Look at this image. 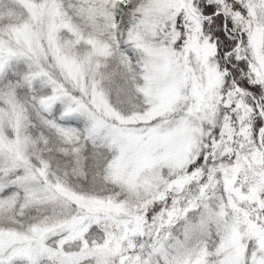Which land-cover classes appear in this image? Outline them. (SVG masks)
Listing matches in <instances>:
<instances>
[{"label":"snow or ice","instance_id":"obj_1","mask_svg":"<svg viewBox=\"0 0 264 264\" xmlns=\"http://www.w3.org/2000/svg\"><path fill=\"white\" fill-rule=\"evenodd\" d=\"M0 264H264V0H0Z\"/></svg>","mask_w":264,"mask_h":264}]
</instances>
